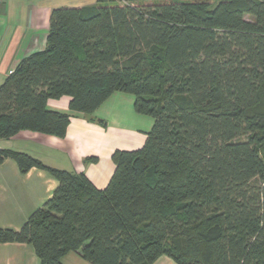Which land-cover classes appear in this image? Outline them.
I'll list each match as a JSON object with an SVG mask.
<instances>
[{
  "label": "trees",
  "instance_id": "obj_1",
  "mask_svg": "<svg viewBox=\"0 0 264 264\" xmlns=\"http://www.w3.org/2000/svg\"><path fill=\"white\" fill-rule=\"evenodd\" d=\"M115 92L154 125L143 147L113 153L104 189L0 148V164L59 181L21 229L0 228V243L33 245L40 264L72 251L92 264H264V0L55 7L45 48L0 86V138L64 137L73 114L94 120ZM62 96L69 112L48 106Z\"/></svg>",
  "mask_w": 264,
  "mask_h": 264
},
{
  "label": "crops",
  "instance_id": "obj_2",
  "mask_svg": "<svg viewBox=\"0 0 264 264\" xmlns=\"http://www.w3.org/2000/svg\"><path fill=\"white\" fill-rule=\"evenodd\" d=\"M98 0H0V86L23 58L42 51L47 42L51 12L58 6H87ZM70 96L49 99L51 109L69 112ZM135 98L113 93L93 114H73L66 135L58 137L24 130L0 138V148L26 152L44 164L84 173L98 188L108 186L114 172L113 153L136 150L145 144L154 118L138 113ZM89 157L97 161L89 162ZM59 181L47 170L33 167L23 173L17 162L0 164V228L19 230L49 200ZM166 258V259H165ZM171 260L160 257L154 264ZM0 264H40L33 245L0 243ZM63 264H92L77 252H69Z\"/></svg>",
  "mask_w": 264,
  "mask_h": 264
},
{
  "label": "rangeland",
  "instance_id": "obj_3",
  "mask_svg": "<svg viewBox=\"0 0 264 264\" xmlns=\"http://www.w3.org/2000/svg\"><path fill=\"white\" fill-rule=\"evenodd\" d=\"M215 2H217V1H215ZM247 18L248 19H251V17L250 16H247ZM168 257V256H167ZM170 258V257H169ZM166 259V258H165ZM165 262H162V264H164ZM166 264H174L171 260H169L168 261V263H166Z\"/></svg>",
  "mask_w": 264,
  "mask_h": 264
}]
</instances>
